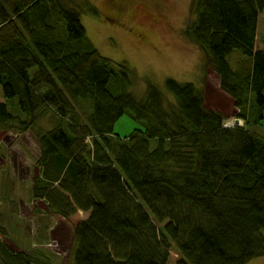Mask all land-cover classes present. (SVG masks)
Returning <instances> with one entry per match:
<instances>
[{
    "label": "trees",
    "instance_id": "obj_1",
    "mask_svg": "<svg viewBox=\"0 0 264 264\" xmlns=\"http://www.w3.org/2000/svg\"><path fill=\"white\" fill-rule=\"evenodd\" d=\"M78 9L0 0V84L12 93L0 101V131L48 126L37 135L34 212L44 222L85 213L74 226V264H168L172 250L178 264L264 256V134L256 129L264 116V0L190 3L188 36L238 109L234 126L199 85L167 78L165 94L127 61L103 56L80 19L98 16L97 8L78 0ZM141 80L138 97L132 88ZM125 114L141 127L122 136L114 129ZM4 224L0 212V235ZM201 236L215 246L208 257L200 256ZM0 258L53 264L1 242Z\"/></svg>",
    "mask_w": 264,
    "mask_h": 264
},
{
    "label": "rangeland",
    "instance_id": "obj_2",
    "mask_svg": "<svg viewBox=\"0 0 264 264\" xmlns=\"http://www.w3.org/2000/svg\"><path fill=\"white\" fill-rule=\"evenodd\" d=\"M61 2L66 9L79 10L78 0ZM89 2L97 8L98 16L80 13V19L88 37L103 56L116 62L127 61L136 71L138 80L152 81L165 94H168L165 87L167 78L199 85L206 104L221 112L223 119L232 116L226 123L236 125L234 117L238 109L232 98L221 89L219 76L208 67L204 52L188 36L191 0ZM263 37L264 24H261L259 40ZM139 86H145L142 80L132 88L137 96L143 94L136 91ZM11 96L12 93L9 94L0 84V101ZM10 118L15 120L14 116ZM45 122L40 126L37 123L32 133L0 131V144H3L0 152V212L5 216L3 228L7 231L6 235H0V242L13 251L41 252L53 264H74V226L83 218L81 214L69 219L50 214L49 222H44L45 216L34 212L31 200L33 180L40 170L36 164L41 150L37 135L47 130L48 126L43 125ZM140 127L137 121L125 114L116 123L114 131L124 136ZM256 129L264 134V116ZM42 203L36 201L35 206L41 209ZM201 238L205 246L201 248L200 256L208 257L215 246L210 240ZM179 261V254L172 250L168 264H178ZM0 264H3L1 258ZM248 264H264V256Z\"/></svg>",
    "mask_w": 264,
    "mask_h": 264
},
{
    "label": "crops",
    "instance_id": "obj_3",
    "mask_svg": "<svg viewBox=\"0 0 264 264\" xmlns=\"http://www.w3.org/2000/svg\"><path fill=\"white\" fill-rule=\"evenodd\" d=\"M259 36H260V28H259ZM40 202L42 201V200H39ZM41 208L43 209V210H46V205H45V203L43 202L42 204H41Z\"/></svg>",
    "mask_w": 264,
    "mask_h": 264
},
{
    "label": "bare ground",
    "instance_id": "obj_4",
    "mask_svg": "<svg viewBox=\"0 0 264 264\" xmlns=\"http://www.w3.org/2000/svg\"><path fill=\"white\" fill-rule=\"evenodd\" d=\"M78 214L84 215L85 213L82 210H79Z\"/></svg>",
    "mask_w": 264,
    "mask_h": 264
},
{
    "label": "flooded vegetation",
    "instance_id": "obj_5",
    "mask_svg": "<svg viewBox=\"0 0 264 264\" xmlns=\"http://www.w3.org/2000/svg\"><path fill=\"white\" fill-rule=\"evenodd\" d=\"M125 0H123V2H124ZM127 4H129V3H127Z\"/></svg>",
    "mask_w": 264,
    "mask_h": 264
},
{
    "label": "clouds",
    "instance_id": "obj_6",
    "mask_svg": "<svg viewBox=\"0 0 264 264\" xmlns=\"http://www.w3.org/2000/svg\"><path fill=\"white\" fill-rule=\"evenodd\" d=\"M225 126H227V125H225Z\"/></svg>",
    "mask_w": 264,
    "mask_h": 264
}]
</instances>
